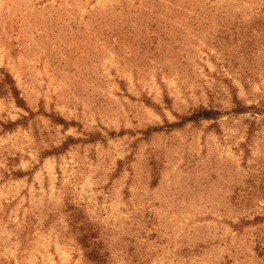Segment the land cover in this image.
Segmentation results:
<instances>
[{
    "label": "rangeland",
    "instance_id": "obj_1",
    "mask_svg": "<svg viewBox=\"0 0 264 264\" xmlns=\"http://www.w3.org/2000/svg\"><path fill=\"white\" fill-rule=\"evenodd\" d=\"M0 264H264V0H0Z\"/></svg>",
    "mask_w": 264,
    "mask_h": 264
},
{
    "label": "trees",
    "instance_id": "obj_2",
    "mask_svg": "<svg viewBox=\"0 0 264 264\" xmlns=\"http://www.w3.org/2000/svg\"><path fill=\"white\" fill-rule=\"evenodd\" d=\"M19 103L21 100H18ZM242 110H236V112H241ZM219 112L214 109H208L206 107H199L198 109H195L192 114L189 116H182L181 120L177 122L176 127H182L186 125L188 122H201L204 120H214L217 119ZM157 129V128H155Z\"/></svg>",
    "mask_w": 264,
    "mask_h": 264
}]
</instances>
